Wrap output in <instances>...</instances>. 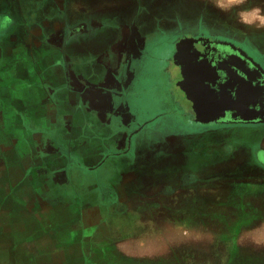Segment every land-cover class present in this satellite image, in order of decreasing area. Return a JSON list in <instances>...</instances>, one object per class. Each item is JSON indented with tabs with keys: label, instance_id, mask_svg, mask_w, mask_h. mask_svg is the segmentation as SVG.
Wrapping results in <instances>:
<instances>
[{
	"label": "rangeland",
	"instance_id": "374dc122",
	"mask_svg": "<svg viewBox=\"0 0 264 264\" xmlns=\"http://www.w3.org/2000/svg\"><path fill=\"white\" fill-rule=\"evenodd\" d=\"M153 1L155 3L150 2L149 5V0L146 2L138 0L135 8L131 10V18L124 24L132 28L131 36H127L125 30L115 32L112 30L101 34V44L106 48V52L98 56L102 59L107 56L110 67L118 66L113 74L123 76L126 71V67H123L125 61L129 59V65L137 57L141 58L148 71V76L135 86L127 98L119 94L122 86L120 78L115 79V83L116 81L118 83L117 87L112 89L113 98L110 99L108 95L105 97V101L110 104L108 105V110H111L110 116L113 117L107 125L106 132L111 133V141L120 139L118 143L101 138L94 141L91 138L93 136L88 132L94 126H88L92 121H89L87 106L79 103L72 105L74 102L72 96L65 97L62 100L63 104L60 102L55 106L48 101L52 87L60 90L55 93L54 99L61 101L63 96L61 90L67 88L64 84L66 67L52 60L45 61L48 68L42 69L31 61L29 66L25 67L24 78L20 79V75L14 73L18 81L22 82L23 88L13 90L16 94H12V101L18 99L20 104L27 106L28 115L19 118L16 126L7 125L9 132L0 126V208L6 212L8 206H10L8 211L15 207L17 214L15 217L19 219V213L26 211L32 214L31 211H35L39 206L54 205L55 202L58 204L60 202L64 206H71L74 202L91 204L87 194L92 193V203L97 201L104 205L108 201H113L116 204V214L121 215L127 211L123 202L125 193L129 189H134L135 185L139 186L136 183L139 178H143L147 185L151 184L152 187L156 182H172L174 179L175 189L180 191L175 194L177 209L180 206L183 209L185 203L180 200L183 194L191 198L199 195L208 198L206 203L199 205L193 201L192 210L188 212L192 214L176 217V221L180 220L181 224L190 222L198 225L196 231L176 237L178 241L186 240L181 241L182 244L178 242L175 249V257L180 261L178 264H247L246 261L250 257H264V248L247 247L244 242L247 236L264 235V231H261L264 228V131L251 130L249 134H237L227 129L221 132L202 129L193 132L196 123L192 117L184 116L189 104L182 96L177 78L170 76L169 79L167 73L170 70L166 64H163L162 69L158 67L165 54L162 49H153V52L150 50L160 46L174 34L186 32L213 34L218 30L211 27L219 25L213 22L215 21L212 18L213 14L205 11L202 6L203 0ZM209 3L216 11L225 15L238 10L240 14H237L245 21L255 19L261 21L254 17L264 14V0H209ZM86 5L88 6V2ZM141 18L144 22H141ZM225 33H228V30L225 29L223 34ZM118 55L122 57L121 62ZM150 55L157 61L156 65ZM77 57L79 59L74 67L86 75L83 62L88 57L87 51L78 52ZM153 65L155 66L151 67ZM56 78L62 83L55 82ZM156 78L168 81L158 88H153L155 93H152L151 87L155 84L152 82H156ZM29 86L32 92L28 90ZM7 93L0 96V108L1 105L8 107L7 116H10L13 114L9 109L11 101L5 102L1 99L3 96L12 98ZM34 93L40 96L31 97ZM40 98L44 99L43 104L37 106L33 104L34 100ZM98 118H103L102 109L98 111ZM0 120V124H3L1 114ZM42 130L46 132L45 136L42 135ZM116 131L117 136H114ZM135 133L138 137L134 139L135 144L130 146V143L125 141ZM42 141H45L46 150L41 156L38 148ZM113 145L117 148L111 150ZM73 146L77 148L73 149ZM97 147L103 148L95 153L100 154L101 159H105L109 155L107 153L121 155L126 153L122 156L127 157L123 164V159L117 160L121 166L116 162L103 165L99 157L92 165L85 163L87 154L83 153ZM54 153L60 154L62 161L57 162L54 160L55 157L47 158V155ZM70 155L74 157L75 160L72 161L76 162L79 168L76 174L71 173L65 166L71 162ZM41 165L54 168L57 173L51 169H47L45 173L37 171ZM89 167H93V170L87 175ZM43 174L48 180L42 178ZM29 176L34 178L30 181ZM184 176L187 177L186 184H180ZM118 181L128 184V189L123 194L118 188ZM185 186L188 190L183 189ZM22 188L34 192L36 198L33 196L30 200L28 195L22 197ZM180 188L182 190H179ZM162 191L169 190L163 187ZM57 196L61 197L55 201L54 197ZM29 202L32 204L25 206ZM20 207H23V212ZM6 214H0L1 229L4 225L7 226ZM156 219L157 211L150 210V213L144 214L138 220L139 224L147 227L145 228L147 231L143 233L147 242L152 238L150 230L153 226L159 225L162 228L167 224L166 217L160 216L158 221ZM130 224L131 222L128 226ZM17 228L18 226L14 225V229ZM168 234L167 231L162 232L165 239L169 238ZM47 235L49 236V233ZM3 236L5 234L0 232L1 241ZM19 241L17 239L15 248H10L12 256V250L16 252L34 250L29 246L20 245ZM5 251L4 254L0 253L1 261H7L6 247ZM35 253L32 257L33 264L35 257L40 255L36 251ZM149 253L145 251V255ZM235 259L237 263L234 262Z\"/></svg>",
	"mask_w": 264,
	"mask_h": 264
},
{
	"label": "flooded vegetation",
	"instance_id": "af4514ba",
	"mask_svg": "<svg viewBox=\"0 0 264 264\" xmlns=\"http://www.w3.org/2000/svg\"><path fill=\"white\" fill-rule=\"evenodd\" d=\"M137 1L0 0V96L7 93L6 91L18 82V79L13 75L14 72L20 75L19 78L22 79L25 77V67L34 59L38 60L37 62L34 61L36 67H42L40 61H42V64L47 65L45 61L51 62L53 60L57 64L66 67V81L64 84L67 88L61 90L63 96H61V101H57L54 99L55 93L60 90L52 87L48 101L55 106L62 102L65 97L70 98L72 96V100H74L72 105L79 103L87 106L89 121H92L89 122L88 126H94L88 132L93 136L91 138L94 141L100 138L111 141V133L106 132V130L113 117L110 116L111 110H108L110 104L105 101L106 95L111 99L112 89H115L118 83V81L115 83V79L120 78L119 82L122 86L119 94L123 98H127L135 86L143 82L148 76V71L142 64L141 58L137 57L129 65V59L125 61L123 67H126V71L123 76L119 77L113 74L118 66L110 67L107 56H105V59L98 56V54L106 52V48L101 44V34L109 33L112 30H114L113 32L125 30L127 36H131L132 28L124 24L127 23V19L131 18V10L135 8ZM185 1L190 2L191 0ZM87 2L88 6L86 5ZM150 2L155 3V1L149 0V5ZM115 5L120 7L116 8ZM202 6L207 13L213 14L212 18L215 20L213 22L219 26L211 27V29H217L218 32L213 34L203 32L174 34L164 40L160 46L152 48L150 52H153V49H162L165 54L161 61L162 65L160 63L158 67L162 69L163 64H166L168 70H170L167 73L169 79L170 76L177 78L182 96L189 104L187 113L185 112L186 115L184 114V116L192 117L194 123L198 126H195L193 132L202 129H212L218 132L227 129L237 134H249L251 130L264 131V14L254 17L261 19V21L256 19L245 21L243 17L238 15L240 14L238 10L232 12L233 14L225 15L216 11L209 0H203ZM142 19L141 22H144V19ZM106 29L110 30L106 32ZM225 29L228 30V33L223 34ZM220 31L221 33H219ZM81 44L85 46L82 48ZM80 51H87L88 57L83 62L86 75L74 67L79 59L77 56ZM13 55H17V57L25 55L29 62H26V65L22 61H18L16 57V67L12 69L14 72H10L8 66L11 65L7 64V57ZM117 57L121 62L122 57L120 55ZM150 58L152 59L153 56L150 55ZM152 60L156 62V65L157 61ZM54 81L56 82L57 78ZM166 81L168 80L156 78V82H152L155 83L151 87L152 93H155L153 88L160 87ZM57 83H62V81L58 80ZM30 89L31 86L28 90ZM34 96L38 97L40 94L35 93ZM1 99L5 102L11 101L9 102V109L12 111V115L7 116L8 107L5 105H1L0 108L1 119L3 118V124H0V126L6 132H9V126L7 125H18V119L28 115V107L20 104L17 98V100L12 101L13 97L3 96ZM44 102V99L40 98L33 104L37 106ZM101 109L103 118L99 119L98 111ZM107 112H109L108 115ZM199 117L203 120H198ZM115 133L114 136H117V131ZM136 134H132L125 142L133 146L135 137H138ZM42 135H46L44 130H42ZM119 141L120 139H115L111 142L118 143ZM44 142L42 141L40 143L42 145L38 148L40 155L46 150ZM77 146H73V149ZM113 148L117 147L113 145L111 150ZM102 149V147H97L83 153L84 155L87 154V158L84 159L85 163L92 165L96 160H99L98 157L100 158L101 155L95 153ZM107 154L109 155L105 159L100 158L99 160L103 165L116 162L118 166H121L127 157L122 156L126 153L122 155ZM47 156V158L55 157L54 160L62 161L60 154L54 153ZM69 158L71 162H68L65 166L69 168L71 173H78L77 163L72 161L75 160L74 157L70 155ZM119 159H123L122 164L117 161ZM89 168L90 171L87 170V175L92 173L93 170V167ZM47 169L57 173L54 168L43 165L39 166L37 171L45 173ZM33 178V176L28 177L30 181ZM42 178L48 180L45 174L42 175ZM186 179L187 177L184 176L180 184H186ZM123 182H117L121 194L128 189V184ZM136 183L139 184L138 187L135 185V187L133 186L134 189H129L125 193L123 202L127 211L123 214H116V204L113 201H108L104 205L100 204L111 224L128 228L139 224L138 220L144 214L150 213V210H164L168 204V198L174 197L176 193L180 192L175 189L174 179L172 182H156L154 187L150 186L151 184L147 185V181H144L143 178H139ZM160 186H162L161 189ZM163 187H167L169 191L163 192ZM183 189L188 190V187L185 186ZM22 190V197L28 195L30 200L33 196L36 198L34 192L31 193L27 188H22ZM179 190H182V188ZM60 197H54V200ZM87 197L91 200L93 194L89 193ZM25 199L30 201L28 198ZM55 203L49 206L41 205L35 211H31L32 214L27 213L23 207H20L24 213H19V219L15 217L17 215L15 207L8 211L10 209V206H8L6 212L0 208V214L7 213L8 218L6 221L7 226L4 225L2 229L0 228V232L5 234L4 238L12 239L15 242L17 239L20 240V245H31L34 240H39L41 234L46 235L45 232L40 233V229L46 231L50 226L55 225L54 212L61 205L60 202L59 204ZM74 203L78 204V202ZM30 204L32 202L26 205L24 203L25 206ZM88 205L83 204V206ZM158 205L160 206L158 207ZM190 210H192L191 204H185V211L190 212ZM130 222L131 224L128 226ZM14 225H17L18 228L14 229ZM66 225L70 226L69 223H66ZM9 228L15 231V233L14 231L11 232L10 236L6 232ZM4 238L2 241H6ZM2 241L0 240V242ZM21 251L17 256L20 254L22 258L25 254L30 258L36 254L35 249L25 250L26 253ZM36 252L41 254L38 250ZM263 258L250 257L246 263L264 264ZM16 264H20V262Z\"/></svg>",
	"mask_w": 264,
	"mask_h": 264
},
{
	"label": "crops",
	"instance_id": "0c3cea01",
	"mask_svg": "<svg viewBox=\"0 0 264 264\" xmlns=\"http://www.w3.org/2000/svg\"><path fill=\"white\" fill-rule=\"evenodd\" d=\"M16 57L17 55L7 57V64L11 65L8 66L10 72H14L12 69L16 67ZM17 60L22 61L24 64L29 62L25 55H19ZM40 64L42 69L48 68L46 64H42V61H40ZM28 66L29 64L26 67ZM23 85L25 84L23 83ZM18 88H23L20 81L13 84L6 92L12 96V94H16L13 90ZM34 94L31 97H35ZM175 196L168 198V204L164 210L158 209V219L160 216L166 217L167 224L162 228L159 225L153 226L150 230L152 232L150 237L152 238L149 242L143 236V233L147 231L145 229L147 227L143 224H136L129 226V228L111 224L106 217L105 210L97 201L92 203L91 199V204L88 206H83V203H73L71 206L60 205L57 211L54 212L55 225L50 226L46 231L40 229V233L46 232V235L41 234L39 240L36 239L34 243L29 245L30 249L41 252L39 256L35 257L34 264H178L180 261L175 257V249L178 242L182 244L181 241L186 242V240L178 241L176 237L196 231L198 225L190 222L181 224L180 220L176 221V217L192 214L185 211V204L190 205L194 201V204L199 205L203 202L206 203L208 198L201 195L191 198L183 194V197L180 198L181 202L185 203L183 209H181L182 206L177 209V202H175L177 197ZM158 219L156 220L158 221ZM66 223H69L70 226L68 227ZM13 231L9 228L6 232L10 236ZM163 231L169 233V238L165 239L163 237ZM261 231H264V228ZM260 238H264V235L247 236L244 242L247 247L264 248V239ZM15 246L16 242L12 239L0 242V253H6L5 247L8 253L7 261L0 260V263L33 264V259L27 257L26 254L23 258L20 254L18 258V254L14 255V253L20 251L12 250V256L10 248H15ZM147 250L150 253L145 255V251L148 252ZM236 261L235 259L234 262L236 263Z\"/></svg>",
	"mask_w": 264,
	"mask_h": 264
},
{
	"label": "water",
	"instance_id": "95a60500",
	"mask_svg": "<svg viewBox=\"0 0 264 264\" xmlns=\"http://www.w3.org/2000/svg\"><path fill=\"white\" fill-rule=\"evenodd\" d=\"M198 120H203V118L199 117V119H198Z\"/></svg>",
	"mask_w": 264,
	"mask_h": 264
}]
</instances>
